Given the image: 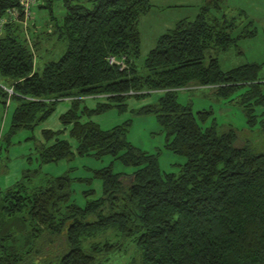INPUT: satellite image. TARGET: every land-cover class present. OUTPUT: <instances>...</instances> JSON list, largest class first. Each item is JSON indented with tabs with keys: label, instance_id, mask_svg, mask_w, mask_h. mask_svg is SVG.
Returning <instances> with one entry per match:
<instances>
[{
	"label": "trees",
	"instance_id": "1",
	"mask_svg": "<svg viewBox=\"0 0 264 264\" xmlns=\"http://www.w3.org/2000/svg\"><path fill=\"white\" fill-rule=\"evenodd\" d=\"M19 1L0 0V21L9 9L18 12L0 24V78L8 82L0 84V102L16 101L8 144L16 131L31 130L54 112L57 101L70 97L58 115L63 129L40 131L39 162L106 155L133 169L113 172L112 162L93 169L85 181L97 179L99 195L82 206L70 197L67 174L32 184L36 171H24L0 189V264H106L129 242L139 255L129 264H264V150L234 146L232 130L202 128L198 121L204 114L176 99V90L192 86L223 98L238 91L245 122L257 123L264 140L263 63L222 70L216 56L254 36L250 21L233 34L236 22L221 11L225 0H202L197 15L178 19L159 34L138 64V22L150 9L149 0L67 1L53 23L63 53L36 70V55L19 29L25 20ZM42 1L38 6L50 7ZM157 90L155 102L135 111L153 114L164 149L184 157L176 172L159 168L158 152L126 140L131 120L104 129L89 119L113 107L122 113L126 97ZM100 95L105 101L93 108L80 106L83 97ZM65 128L73 149L58 136ZM106 229L114 239L94 241Z\"/></svg>",
	"mask_w": 264,
	"mask_h": 264
},
{
	"label": "rangeland",
	"instance_id": "2",
	"mask_svg": "<svg viewBox=\"0 0 264 264\" xmlns=\"http://www.w3.org/2000/svg\"><path fill=\"white\" fill-rule=\"evenodd\" d=\"M73 2V0H47L48 7L38 6L42 4V0H35L30 9V17L28 20L19 23V29L24 32V36L32 46V51L38 57L35 63V69L40 70L45 61L57 59L64 49V43L56 39V33L53 31V23L60 19L65 11L66 2ZM83 1V0H81ZM153 5L151 14L147 16L148 22H144L142 26L139 25V32L141 31L142 38L144 34H154L155 38L165 30L154 28V21L160 17L187 14L188 18H193L199 12V7L202 5V0H149ZM176 1H187L190 7L185 12H162L161 8L165 3L173 4ZM221 11L226 14L228 18H233L236 22L233 34L238 33L247 22L250 21L248 28L255 31L254 36L247 38H240L236 41L235 47H232L224 52L218 53L217 59L219 67L222 70L234 68L248 62L263 63L261 75H264V0H225L222 4ZM147 13V12H146ZM143 15V14H142ZM140 21V19H139ZM52 31V32H51ZM26 33V35H25ZM21 34V33H20ZM154 38V40H155ZM35 43V44H34ZM144 39L141 41L139 56L136 63L140 64L143 61L145 54L152 48L154 43L148 45ZM35 45V46H34ZM37 48L35 49V47ZM41 51V52H40ZM39 52V53H38ZM38 53V54H37ZM36 58V57H35ZM36 61V60H35ZM0 84L4 87L8 82L0 78ZM188 88V89H187ZM215 90L208 87L198 88V86L186 87L176 90V99L178 103L189 104L193 113L201 112L204 114L203 121H198L199 126L205 128L207 126H214L218 133L232 130L235 135L233 145L240 147L246 144L255 152H263L264 140L260 133L259 125L256 123L250 127L245 122L244 113L237 101V92L227 96L226 98L216 96ZM160 91L148 92L146 96L135 98L128 96L125 98L126 110L122 113H117L116 108L113 107L101 115H92V119L98 124L100 128H109L114 124H120L125 120H131L126 132L125 138L134 147L140 148L142 151L155 153L158 152L157 162L159 168L166 172H176L180 164L184 161V157H180L166 149H164V139L161 127L156 122L155 116L151 113L138 114L135 110L146 103H153L156 101ZM69 101H70V97ZM102 100L97 99H81L80 105L91 107L95 102ZM69 101L59 100L55 104L53 114L43 120V122L35 125L31 130L21 129L16 131L11 137V143L8 144L7 132L12 120V113L16 106L14 99H8L6 105L0 102V189L5 191L11 184L21 177L24 171H36L32 175L31 183H39L40 179L44 177H55L60 174H67L72 180L70 182V197L79 206L84 202L99 195V181L92 178L89 182L85 179L90 178L92 170L102 168L112 162L113 172H130L133 168L123 166L118 160L112 161L109 156H102L101 159H95L90 156H76L71 159H63L53 162L40 163L38 159V152L36 145L42 143L41 130L50 128L52 130L61 128L57 116L66 110ZM67 102V103H66ZM259 109H256L257 112ZM135 112V113H134ZM82 120H89L82 116ZM60 136L72 144L74 148V140L68 136L67 131L61 133ZM78 181L77 179H80ZM127 183V179L125 180ZM92 190V194L83 196V191ZM0 197V204H1ZM1 212V208H0ZM4 215L0 214V218ZM6 216L4 217V219ZM89 219H93V216ZM113 240L114 233L111 229H106L105 232L94 238L98 241L105 239ZM18 245L21 241L16 239ZM87 243V241H85ZM127 247L122 250L111 253L106 264H129L130 258L135 263L138 262L139 255L134 243H127Z\"/></svg>",
	"mask_w": 264,
	"mask_h": 264
},
{
	"label": "crops",
	"instance_id": "3",
	"mask_svg": "<svg viewBox=\"0 0 264 264\" xmlns=\"http://www.w3.org/2000/svg\"><path fill=\"white\" fill-rule=\"evenodd\" d=\"M188 7H190V5H189V2H187V1H176V2H173V4H171V2L170 3H165L163 6H162V8H161V11L162 12H172V11H175L176 12V10H178V12H185L187 9H188ZM153 8V5H151V7H150V9L147 11V13L146 14H143L141 17H140V21H139V25L140 26H142L143 25V23L145 22H148V19H147V16L149 15V14H151V12H152V9ZM188 14V13H187ZM187 14H185L184 16H180L179 17V15H170V16H165V17H160L158 20H156V21H154V26H153V29L154 28H160V30H165L166 31V29H168V28H172L174 25H175V22H177V20L178 19H181V18H186V19H188V15ZM164 31V32H165ZM164 32H162V33H164ZM161 33V34H162ZM139 36H140V44H139V48H140V45H141V41H142V39H144L147 43H149L148 45H151V43H155V40H154V38H155V36H154V34H152V35H150V34H144V37L142 38V36H141V31L139 32ZM57 39V38H56ZM156 39V38H155ZM61 41V40H60ZM62 43H64V41H61ZM153 46H154V44H153ZM153 46H152V48H153ZM37 48V46L35 47V49ZM152 48H150V49H152ZM141 49V48H140ZM149 49V50H150ZM41 52V51H40ZM39 53V52H38ZM37 53V54H38ZM37 56H36V59H34V60H36L35 62H37ZM34 64V63H33ZM204 87V86H203ZM203 87H198V88H203ZM181 89H183V88H181ZM84 99H97V98H102V100H100V101H97V102H95L94 103V105L96 104V103H100V102H103V101H105V97L103 96V95H100V96H88V97H83ZM82 98V99H83ZM60 100H65V101H69V98L68 97H65V98H62V99H60ZM81 100V99H80ZM67 103V102H66ZM69 103H70V101H69ZM93 105V106H94ZM68 106H69V104H68ZM81 106V105H80ZM93 106H91V107H87V106H85L86 108H93ZM66 109H67V107H66ZM55 110V109H54ZM66 111V110H65ZM64 111V112H65ZM107 112V111H106ZM63 113V112H62ZM103 113H105V112H103ZM53 114V113H52ZM51 114V115H52ZM61 114V113H60ZM59 114V115H60ZM102 114V113H101ZM100 114V115H101ZM50 115V116H51ZM50 116H48V117H50ZM47 117V118H48ZM45 120V119H44ZM56 120H58V116H57V119ZM58 122H59V124H60V126H61V128H58V129H55V130H61V129H63V126L61 125V123H60V121L58 120ZM44 129H50V128H44ZM51 131H55V130H52V129H50ZM67 131V128H65L64 130H62L61 131V133H64V132H66ZM60 133V134H61ZM67 133H68V131H67ZM60 134L58 135L59 136V138H62L61 136H60ZM42 139V138H41ZM62 139H64V138H62ZM66 140V139H65ZM68 140V139H67ZM69 142V141H68ZM49 143V142H48ZM70 143V142H69ZM75 145V144H74ZM71 147H72V144H71ZM73 149V148H72Z\"/></svg>",
	"mask_w": 264,
	"mask_h": 264
},
{
	"label": "built area",
	"instance_id": "4",
	"mask_svg": "<svg viewBox=\"0 0 264 264\" xmlns=\"http://www.w3.org/2000/svg\"><path fill=\"white\" fill-rule=\"evenodd\" d=\"M35 0H20L19 1V5L21 7V13L23 14V18L25 20H27V17H29L30 15V8L31 6L33 5L32 3H34ZM17 10H14V9H9L8 11V16H4L2 18V20L0 21V24L2 22H4L5 20H7V17L8 18H11V19H15L16 18V15H17ZM24 20V21H25ZM11 91V90H10Z\"/></svg>",
	"mask_w": 264,
	"mask_h": 264
}]
</instances>
